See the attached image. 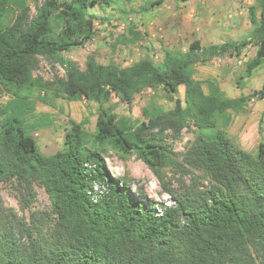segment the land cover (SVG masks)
<instances>
[{
  "label": "trees",
  "instance_id": "obj_1",
  "mask_svg": "<svg viewBox=\"0 0 264 264\" xmlns=\"http://www.w3.org/2000/svg\"><path fill=\"white\" fill-rule=\"evenodd\" d=\"M164 1L147 0L146 8ZM108 2L43 0L31 15L24 0H0V90L14 99L0 128V182L10 184L22 210L36 199V186L50 203L47 211L26 219L0 196V264H264V142L250 153L219 127L229 112L238 113L251 98H264V79L259 90L233 99L215 82L206 83V93L193 79L199 53L239 56L245 43L203 50L193 40L185 53L166 51L160 64L144 58L120 68L89 58L84 69L65 63V76L55 81L33 77L38 57L55 60L91 42L95 19L89 10ZM254 4L249 20L260 44L264 0ZM262 62L254 58L246 75ZM158 87L168 94L172 110L136 127L116 122L113 96L131 103L143 90ZM180 87L184 101L176 96ZM34 91L95 103L94 133L85 130L87 119L70 121L62 149L43 155L27 125ZM4 113L0 109V116ZM190 125L195 138L177 158L165 133L178 136ZM108 150L119 157L134 153L172 204L146 201L124 178L111 177L103 157ZM168 168L179 175L176 187L165 179ZM196 171L208 178L206 187L185 182Z\"/></svg>",
  "mask_w": 264,
  "mask_h": 264
},
{
  "label": "rangeland",
  "instance_id": "obj_2",
  "mask_svg": "<svg viewBox=\"0 0 264 264\" xmlns=\"http://www.w3.org/2000/svg\"><path fill=\"white\" fill-rule=\"evenodd\" d=\"M24 1L30 7L31 15L43 2ZM145 1L129 3L125 0H110L92 7L89 14L95 19L93 40L83 48L60 53L55 60L38 57L39 63L33 77L44 83L55 81L65 76V63L74 62L84 69L89 58L100 64H114L120 68L144 58L160 64L166 51L185 53L193 40H199L203 50L228 42L238 45L245 43L239 56L227 54L205 58L203 53L198 54V61L193 66V79L201 83L204 92L207 93V82H215L229 99L249 96L261 88L264 59L249 76L245 70L246 65L257 58L260 47L252 37L254 26L250 23L248 13L250 7L257 9L254 0H165L161 5L148 9ZM31 96L29 101L33 111L27 118L29 135L43 155L50 156L62 149L70 121L79 123L87 119L85 130L89 134L94 133L98 115L95 103L84 99L69 102L55 97L51 92L42 95L34 91ZM176 96L184 101V87L179 88ZM168 97L160 87L143 90L131 103H123L113 96L111 104L116 122L132 127L146 123L148 117L173 109L174 105ZM13 102L12 97L0 90V109L5 111L0 116V128L9 114L6 109ZM219 127L233 144L255 153L257 146L264 142V98H251L238 113L229 112L228 119H221ZM165 135L164 141L169 149L175 157L181 158L194 140L196 129L190 125L178 136L170 131ZM103 157L111 177L124 178L132 193L152 203L172 204L156 176L134 153L119 157L108 150ZM164 174L166 181L176 187L179 175L169 168L165 169ZM184 180L187 184L195 181L200 187H206L209 182L203 173L197 171ZM35 188L36 199L26 210L21 209L19 198L9 183L0 182V196L6 207L13 208L19 216L27 219L31 213L39 214L50 207L44 189L40 186Z\"/></svg>",
  "mask_w": 264,
  "mask_h": 264
},
{
  "label": "water",
  "instance_id": "obj_3",
  "mask_svg": "<svg viewBox=\"0 0 264 264\" xmlns=\"http://www.w3.org/2000/svg\"><path fill=\"white\" fill-rule=\"evenodd\" d=\"M257 58L258 59H264V42L260 43V47H259Z\"/></svg>",
  "mask_w": 264,
  "mask_h": 264
},
{
  "label": "built area",
  "instance_id": "obj_4",
  "mask_svg": "<svg viewBox=\"0 0 264 264\" xmlns=\"http://www.w3.org/2000/svg\"><path fill=\"white\" fill-rule=\"evenodd\" d=\"M95 189H96V187H95Z\"/></svg>",
  "mask_w": 264,
  "mask_h": 264
},
{
  "label": "crops",
  "instance_id": "obj_5",
  "mask_svg": "<svg viewBox=\"0 0 264 264\" xmlns=\"http://www.w3.org/2000/svg\"><path fill=\"white\" fill-rule=\"evenodd\" d=\"M177 41H178V39H177Z\"/></svg>",
  "mask_w": 264,
  "mask_h": 264
}]
</instances>
